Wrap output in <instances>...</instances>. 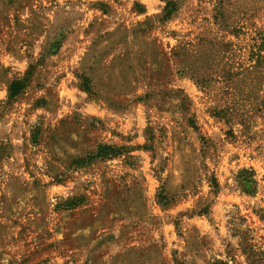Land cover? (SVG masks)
Instances as JSON below:
<instances>
[{"label": "rangeland", "instance_id": "obj_1", "mask_svg": "<svg viewBox=\"0 0 264 264\" xmlns=\"http://www.w3.org/2000/svg\"><path fill=\"white\" fill-rule=\"evenodd\" d=\"M217 262L264 264V0H0V264Z\"/></svg>", "mask_w": 264, "mask_h": 264}, {"label": "trees", "instance_id": "obj_2", "mask_svg": "<svg viewBox=\"0 0 264 264\" xmlns=\"http://www.w3.org/2000/svg\"><path fill=\"white\" fill-rule=\"evenodd\" d=\"M177 8V4L174 2H167L164 9H163V16L165 19H169L173 13H175ZM29 73L25 75L24 78L21 79H15L13 80L9 87H8V99L12 100L15 99L27 86V77ZM87 92H89L88 88H85ZM126 151L122 147H115L111 145H100L97 147V150L87 155L84 159H82L79 163L87 164L90 163L93 160H104V159H111L114 157H118L125 153ZM240 180L241 183L244 186L242 190L245 191L248 194H251L255 190V182L253 180V174L251 171H242L240 174ZM214 186L217 187L216 182H214ZM216 264H226V263H216Z\"/></svg>", "mask_w": 264, "mask_h": 264}]
</instances>
